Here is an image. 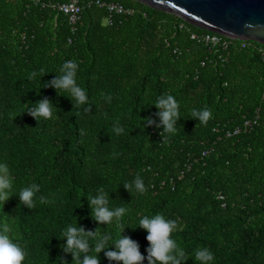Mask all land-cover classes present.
<instances>
[{
    "label": "trees",
    "instance_id": "16d2710c",
    "mask_svg": "<svg viewBox=\"0 0 264 264\" xmlns=\"http://www.w3.org/2000/svg\"><path fill=\"white\" fill-rule=\"evenodd\" d=\"M69 1L0 0V163L13 185L9 211L0 202V227L7 224L26 252L23 264H72L61 238L78 225L108 231L107 250L125 229L148 264L147 232L138 226L156 214L177 222L172 238L190 257L183 264H198L194 254L203 247L213 264H264V45L242 48L222 35L227 47L193 40L216 33L136 0H78L82 12L72 25L54 7ZM97 1L133 13H110ZM66 61L78 64L76 82L88 96L79 109L43 88ZM166 93L178 101L181 118L165 143L162 127L142 130V123L151 116L160 124L151 104ZM45 97L60 110L38 124L23 112ZM204 108L212 113L206 125L190 116ZM248 120L256 124L246 130ZM117 121L120 135L113 132ZM137 174L144 194L123 187ZM33 183L40 191L28 209L18 194ZM100 187L109 192L110 209H128L109 226L92 220L87 201ZM40 196L51 202L41 204ZM99 256L101 264H116Z\"/></svg>",
    "mask_w": 264,
    "mask_h": 264
},
{
    "label": "clouds",
    "instance_id": "9594fccd",
    "mask_svg": "<svg viewBox=\"0 0 264 264\" xmlns=\"http://www.w3.org/2000/svg\"><path fill=\"white\" fill-rule=\"evenodd\" d=\"M77 69L78 64L75 61H66L60 68L61 75L43 84V88L53 87L58 96L62 95L70 99L73 109H79L89 103L86 91L78 86L76 82ZM40 75L41 77L46 75L43 69H41ZM36 76L37 73L33 72L28 79L32 80ZM108 100L110 101L111 97H108ZM25 105L27 106L28 104ZM151 105L159 109L157 115L160 117V124H156V121L151 116H148L143 120L142 130L152 125L158 128L162 127L163 130L159 135L162 138V142L166 143L167 139L177 132V121L181 118L179 113L180 105L171 94L167 93L159 96ZM54 109L60 110L54 105L52 100L45 97L34 104L31 103V106L26 107L23 114L27 112L39 124L41 119H52ZM85 111H90V108L85 109ZM190 116L191 119L206 125L212 118V113L207 108L202 110L192 109ZM113 132L116 135L124 132L118 121L113 126ZM12 187L9 169L6 164L0 163V202L3 205L13 196L11 195ZM123 187L130 194L133 192L144 194L147 191L139 174L133 181L123 183ZM39 191V186L35 183L21 189L18 194L20 204H23L28 209H34L36 207V193ZM109 199V192L103 187L98 189L95 196H87L91 218L100 225L109 226L114 221L121 220L128 211L124 206L110 209L108 207ZM39 201L41 204L51 202L44 196H40ZM138 227L147 232L146 240L149 247L146 249V259L148 264H183L190 258L172 238V233L178 227L175 220L166 219L163 214H156L151 217L143 216L139 220ZM99 229L97 227L95 230H85L84 227L78 225L68 226L63 231L61 239L66 240V243L61 245V247L66 254L71 255L72 264H101L99 256L101 252H104L105 257L109 261H115L116 264H144L145 256L140 252L138 242L123 235L125 229H123L120 238L111 245L115 250H107L110 248L111 234L107 231L102 235H98ZM10 231L7 224L0 227V264H23L26 252L18 243L13 242L9 235ZM90 241H94V243H90ZM194 259L198 264H213L214 254L207 247H203L195 251ZM64 264H67V261H64Z\"/></svg>",
    "mask_w": 264,
    "mask_h": 264
},
{
    "label": "water",
    "instance_id": "95a60500",
    "mask_svg": "<svg viewBox=\"0 0 264 264\" xmlns=\"http://www.w3.org/2000/svg\"><path fill=\"white\" fill-rule=\"evenodd\" d=\"M136 1L208 32L264 45V0Z\"/></svg>",
    "mask_w": 264,
    "mask_h": 264
},
{
    "label": "built area",
    "instance_id": "2783aa9c",
    "mask_svg": "<svg viewBox=\"0 0 264 264\" xmlns=\"http://www.w3.org/2000/svg\"><path fill=\"white\" fill-rule=\"evenodd\" d=\"M31 1L35 4L40 3V0H31ZM96 4L101 8H106L110 13H114V14L130 15L133 13L132 10L126 9L124 6H122L120 4H116V3H105V2L97 1ZM54 7L57 8L61 13H64L65 15H67L69 17L70 23L72 25H75L77 23V21L80 19L82 7L79 5L78 0H70L68 3L61 4V5L54 6ZM191 38L193 40H198L199 42H203V43L212 45L214 47L215 46L216 47L217 46H224V47L228 46V43L219 34H203L201 36L193 34ZM242 42H243V44L241 47L245 48L249 41H242ZM261 52H262V57L264 60V50H262ZM254 124H256V121L248 120L245 122L244 128L246 130H249L254 126ZM240 132H241V129L238 128L235 130V132L233 134L235 135V134H238ZM231 135H232L231 133H228L229 137ZM219 199L224 200V197L222 195H220ZM223 206H225V205H223Z\"/></svg>",
    "mask_w": 264,
    "mask_h": 264
},
{
    "label": "rangeland",
    "instance_id": "374dc122",
    "mask_svg": "<svg viewBox=\"0 0 264 264\" xmlns=\"http://www.w3.org/2000/svg\"><path fill=\"white\" fill-rule=\"evenodd\" d=\"M9 204H10V199L7 202H5L4 205H3L5 207V209H6V211H9ZM9 217H10L9 223H10L11 229H14L15 226H16V224H15L16 223L15 216L13 215V213H10Z\"/></svg>",
    "mask_w": 264,
    "mask_h": 264
}]
</instances>
